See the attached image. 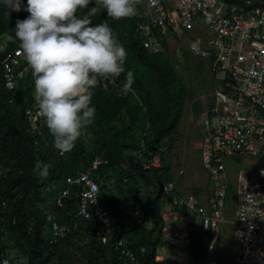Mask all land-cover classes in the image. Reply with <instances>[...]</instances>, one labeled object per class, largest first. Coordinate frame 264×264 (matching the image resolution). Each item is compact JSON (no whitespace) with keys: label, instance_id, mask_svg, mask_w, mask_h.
Returning a JSON list of instances; mask_svg holds the SVG:
<instances>
[{"label":"built area","instance_id":"2783aa9c","mask_svg":"<svg viewBox=\"0 0 264 264\" xmlns=\"http://www.w3.org/2000/svg\"><path fill=\"white\" fill-rule=\"evenodd\" d=\"M144 16L136 34L151 53L164 51L163 40L182 41L186 50L207 60L216 78L214 92L206 98L199 116L203 138L199 143V162L209 185L202 193L181 189L177 182L162 187L161 218L163 252L155 262L170 264L168 249H180L181 264H189L187 250L192 225L213 234L209 252L220 237L219 225L225 222L229 190L225 160L233 157L258 159L256 181L240 175L236 186L235 231L232 250L238 264H264V0H135ZM2 86L14 103L20 83L30 72L23 63L22 49L5 52L0 35ZM224 73L222 80L217 73ZM105 89L117 87L110 77H100ZM30 133L43 135V117L35 106L24 110ZM63 154V153H62ZM108 160L96 156L89 168L67 175L64 185L52 198L53 205L65 209L77 191L74 216L98 223L95 237L102 244L112 242L122 264H139L123 238L113 237L110 212L100 202L101 184L97 174ZM145 168L159 167L161 154L144 160ZM125 167V166H124ZM184 175V170L179 172ZM125 182L127 179L124 180ZM49 243L66 239L71 228L56 214L45 212ZM0 264H13L0 253Z\"/></svg>","mask_w":264,"mask_h":264},{"label":"trees","instance_id":"16d2710c","mask_svg":"<svg viewBox=\"0 0 264 264\" xmlns=\"http://www.w3.org/2000/svg\"><path fill=\"white\" fill-rule=\"evenodd\" d=\"M93 6H95V0L89 8ZM78 12L87 14L88 9H80ZM28 15L29 13L25 10L10 12L5 5L0 4V35L2 43L5 44V52L21 49L19 40L15 37L14 28L18 18L24 19ZM90 19L93 24L105 21L110 24L127 50L126 71L131 70L134 74V83L127 94L122 92L125 74L122 73L115 79L111 78L117 85L112 88L114 92L112 99L107 96L108 90L103 87L99 79V83L93 89V103L96 106L94 123L98 128L113 133V137L122 141L123 146L128 149L124 156V162L128 166L125 171L128 175L131 178L135 176L147 187L158 188L157 193H150L148 201L143 205L140 217L135 221L137 228L133 226L130 229H122L117 223H113V237L123 238L128 243L139 264H158L155 258L156 248L162 242V187L175 180L166 155L174 148L181 125L187 89L174 66L164 58V53L168 50L166 41L163 40L164 51L161 53H151L144 48L141 39L136 34L138 24L144 21L143 12L138 5H136V14L131 17L113 19L107 16L106 9H101ZM3 57L4 53L0 54V60ZM23 63L30 68L27 76L30 78V85L22 96L19 97L17 92L14 103L16 102L19 109L16 112L10 109L14 103L9 102L7 92L2 86L0 66V224H4L7 228L8 239L13 242L21 254L27 257L26 264H61L54 261L56 248L68 237L51 245L49 237L45 236L48 226L44 214L45 212L55 213L59 210L53 205L52 199L51 203L49 202L50 192H55L54 179H61L64 185L67 175H76L80 171L67 175L60 171L59 174L51 176L48 182H40L41 176L34 172L36 162L38 160L44 162L45 159L39 149L37 150L43 135L37 136L30 133L24 120V110L27 107H33L37 102L34 98L32 69L24 56ZM192 110L195 114H199L202 111L201 104L194 102ZM143 120L146 123V130L142 133L144 144L139 146L135 140L136 136L134 137L135 130L133 133L131 131ZM27 144H30L29 162H26L24 157ZM159 152L161 165L145 168L143 161L153 158ZM92 161L87 166L90 167ZM85 169L87 168L83 170ZM24 174H27L28 179L22 178ZM97 178L101 184V194L107 196L109 188L108 185L103 184L104 179L99 172ZM43 180L47 178L43 177ZM21 186H24V190H21ZM28 189L31 190V194L27 193ZM77 201V191H74L72 199L67 202L66 208L62 209L68 216L65 220L58 219L61 223L64 224L67 220L71 222L77 220L74 216ZM134 201L136 205L135 197ZM48 203L51 205L49 206ZM25 204L30 207L27 212L24 211ZM104 206L114 221L112 217L114 208L110 209V205ZM115 214L124 217H130L132 214L134 217L137 216L136 210L133 213L115 211ZM86 223L88 224L86 232L95 237L94 233L98 228V223L94 220ZM212 241L211 232L204 231L202 226L192 225L187 250L189 264H205ZM110 245L112 264H122L112 242ZM97 252H102V250ZM0 253L6 254L5 247L0 249ZM99 258L98 255L96 264H99Z\"/></svg>","mask_w":264,"mask_h":264},{"label":"rangeland","instance_id":"374dc122","mask_svg":"<svg viewBox=\"0 0 264 264\" xmlns=\"http://www.w3.org/2000/svg\"><path fill=\"white\" fill-rule=\"evenodd\" d=\"M136 7V5H135ZM5 46L4 43H2ZM164 58L170 62L187 89L186 100L183 105L181 125L176 136L174 148L166 155L172 167L174 182L180 187L186 188L189 192L198 193L208 190L209 185L206 179V172L199 162V143L203 138L202 127L200 126L199 114H195L192 110L194 102L200 103L202 110L205 107L206 98L214 92L216 88V78L212 71L211 65L207 60H203L190 54L182 41H169L168 50L164 53ZM27 62V60H26ZM28 63V62H27ZM29 64V63H28ZM224 73L218 72L217 79L222 80ZM30 85V78H27L20 85L18 96H22ZM113 89H108L107 96L113 98ZM16 102L10 109L16 112L19 109ZM38 108V105L35 104ZM43 136L40 140L37 150L44 156V162L50 165L47 180L51 176L59 174L67 175L71 172L82 171L88 168L95 156H103L109 160V165L103 167L99 173L103 177V184L108 185V194L104 196L100 193L99 200L103 205H110L112 211L113 223H117L122 229L137 228L135 221L140 217L144 204L148 201L150 193H157L158 188L147 187L141 180L135 176L130 177L125 171L127 163L124 162V156L128 152L123 146V142L113 137V133L103 128H98L94 121L87 127L84 134L75 144V147L63 154L53 146V138L46 123L42 122ZM135 130V132H134ZM146 130V123L143 120L132 129L135 140L139 146H143L142 133ZM138 138V139H137ZM30 144H27V152L24 154L25 161L30 159ZM130 155V154H129ZM114 161V162H113ZM227 167V177L229 181V190L226 199V209L224 213L225 222L219 225L220 237L214 242L213 250L209 252L205 264H238L235 260L232 250V235L235 231V211H236V186L240 175L244 176L247 181H256V173H258V159L254 157H233L225 160ZM125 166V167H124ZM184 170L185 174H179ZM28 179L27 174L22 177ZM127 178V182L124 180ZM188 184V186H184ZM55 192L51 191V197L63 186L61 179H54ZM27 188V187H25ZM24 190V186H21ZM28 194L31 190L28 189ZM49 202L51 203V199ZM136 198V205L134 201ZM109 198V199H108ZM110 201V203H109ZM50 203L49 206L51 205ZM136 206V207H135ZM29 205L25 204L24 211L29 210ZM136 210L137 216L130 215L124 217L116 215L118 212L133 213ZM58 219L65 220L68 216L66 212L58 210L55 212ZM71 228L68 238L59 243L56 248L54 261L61 264H96L99 255V264H112L111 245H104L94 236L86 232V222L81 220L66 221L64 223ZM134 224V225H133ZM0 249L5 247L6 255L13 264H26L27 257L19 252L13 242L8 239L7 228L4 224H0ZM45 236H50L49 228L46 227ZM163 245L160 243L156 250L157 254L163 252ZM102 250V252H97ZM170 264H181L183 256L180 249H168L166 252ZM188 257V256H187ZM189 258V257H188ZM190 261V260H189Z\"/></svg>","mask_w":264,"mask_h":264},{"label":"clouds","instance_id":"9594fccd","mask_svg":"<svg viewBox=\"0 0 264 264\" xmlns=\"http://www.w3.org/2000/svg\"><path fill=\"white\" fill-rule=\"evenodd\" d=\"M0 0L10 12L25 10L14 28L23 55L34 77L35 101L61 153L72 150L94 121L93 89L100 77L125 74L122 92L127 94L134 74L125 68L127 50L105 21L93 24L90 17L101 9L113 19L136 14L135 0ZM88 9L87 14L78 10ZM7 14V13H6ZM50 165L37 161L41 177Z\"/></svg>","mask_w":264,"mask_h":264},{"label":"crops","instance_id":"0c3cea01","mask_svg":"<svg viewBox=\"0 0 264 264\" xmlns=\"http://www.w3.org/2000/svg\"><path fill=\"white\" fill-rule=\"evenodd\" d=\"M184 186H188V184H185ZM181 189H184V190H186V188H182V187H180ZM188 191V190H187ZM198 193H202L201 191H199Z\"/></svg>","mask_w":264,"mask_h":264}]
</instances>
